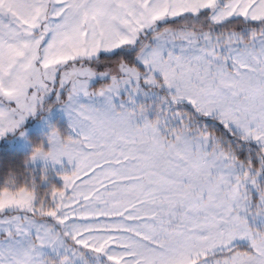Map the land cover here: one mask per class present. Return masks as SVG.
<instances>
[{"label": "snow or ice", "instance_id": "obj_1", "mask_svg": "<svg viewBox=\"0 0 264 264\" xmlns=\"http://www.w3.org/2000/svg\"><path fill=\"white\" fill-rule=\"evenodd\" d=\"M50 96L0 264H264V0H0V137Z\"/></svg>", "mask_w": 264, "mask_h": 264}, {"label": "rangeland", "instance_id": "obj_2", "mask_svg": "<svg viewBox=\"0 0 264 264\" xmlns=\"http://www.w3.org/2000/svg\"><path fill=\"white\" fill-rule=\"evenodd\" d=\"M54 101L55 97L50 96L46 101L47 104L51 105L47 112L37 111L34 115L27 116L17 130L6 133L3 137H0V145L5 144L8 149L26 153L31 149V135L45 134L44 136H46L47 139L52 127L58 130L59 128H63L61 126H64L63 131H65L67 129L68 118L64 110ZM21 133L23 134L21 135ZM46 145L47 147L44 148L45 150L48 148V143ZM31 157L32 154L27 162L29 167L49 169L57 173L56 179L62 187V174L70 171L72 168V165L68 164L66 158H61L59 164H53L51 161H44L40 158L33 160Z\"/></svg>", "mask_w": 264, "mask_h": 264}, {"label": "trees", "instance_id": "obj_3", "mask_svg": "<svg viewBox=\"0 0 264 264\" xmlns=\"http://www.w3.org/2000/svg\"><path fill=\"white\" fill-rule=\"evenodd\" d=\"M63 125V124H61ZM64 128V126H61ZM63 128H59L62 133ZM45 134H35L30 136L31 149L24 153L17 150L8 149L5 144L0 145V187H3L6 179L10 174H14L18 183L33 182L36 185L38 193L49 191L52 186L60 188L61 185L57 181V173L43 168H31L27 165L33 149L40 145L47 147V139Z\"/></svg>", "mask_w": 264, "mask_h": 264}, {"label": "clouds", "instance_id": "obj_4", "mask_svg": "<svg viewBox=\"0 0 264 264\" xmlns=\"http://www.w3.org/2000/svg\"><path fill=\"white\" fill-rule=\"evenodd\" d=\"M14 178H15L14 174H10L9 175V182L13 183L14 182Z\"/></svg>", "mask_w": 264, "mask_h": 264}]
</instances>
